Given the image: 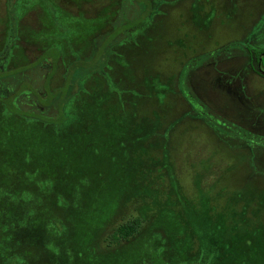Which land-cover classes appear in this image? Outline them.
I'll list each match as a JSON object with an SVG mask.
<instances>
[{
    "label": "rangeland",
    "instance_id": "obj_1",
    "mask_svg": "<svg viewBox=\"0 0 264 264\" xmlns=\"http://www.w3.org/2000/svg\"><path fill=\"white\" fill-rule=\"evenodd\" d=\"M10 1L13 2L12 10L8 7V0H0V49L5 42L10 19L17 29L21 24L19 29L23 36L16 41L12 55L6 63L9 68L6 69L4 80L14 88L19 86L21 80H29L41 86V91H48L46 103L60 94V99L45 110L47 116L55 118V123L60 121L59 114L62 115L66 107L72 115L69 117L68 129L57 131L53 135L47 133L52 130L42 127L34 133L20 134L21 131L18 132L9 125H2L0 140L5 144L6 151L18 153L14 158L11 156L14 162L20 166L30 165L34 169L38 167L36 165H43L45 169L52 168L53 171L39 176L36 180L38 184L33 186L24 184L25 181L21 182L20 177L25 179L21 172L17 179L22 185L18 187L15 186L16 177L10 180L11 177L0 176L2 182H8L7 186L11 187L13 194L26 191L21 200H18L21 206H17L21 207L20 209L14 210L17 206L10 197L5 199V204L11 208L9 214L5 213L6 220L12 223L20 219L26 229L22 222L19 227L12 223L13 227H18L16 230H12L10 224L7 228L0 224V248L4 240L13 238L16 241L17 238L23 243L26 241L18 246L20 264L51 263L45 245L50 250L49 254L57 257L58 264H98L92 263L96 260H89V257L91 255V258H100L105 254L98 246L102 243V234L100 231L97 234L98 228L108 215L102 205L108 209L114 204H123L111 213V221H114L117 217L128 214L127 212L138 211V204L143 196L154 208L149 216L150 223H146V230L149 225L153 226L162 240V251L153 256L151 254L149 258L145 257L146 264H177L174 261L187 258L189 253L184 251L181 257L170 259L167 248L182 234L179 222L192 212V207L198 206L194 179L199 178L202 170L214 169L216 192L218 184L228 185L230 191L233 187L248 183V188L255 191L254 188L257 187L254 185L264 182V131L258 132L251 140L249 137L245 138L252 150L251 154L245 153L242 142L247 140L239 134L243 141L236 136L225 138L226 135L219 128V120L214 114H242L243 117L248 116L249 125H264V78L255 75L250 77L247 73V82H243L238 88L242 101H237L234 94H227L221 88L212 87L215 71L211 66L204 64V58L201 59L203 67L209 72L206 84L202 77L198 76L204 72H201L203 69L197 70L196 63L190 67L187 65L184 72L180 65L181 62L182 67L184 64V49H187L186 53L194 55L200 49L201 43L206 48L214 49L217 43H230L227 38L233 37L241 41L231 42V52L238 49V46H248L253 51L263 50L264 0H163L161 7L154 10L149 18L148 27L146 23H142L135 31L134 40L123 41L124 46L121 44L117 49L114 47L116 50L107 58V74H102L105 68L87 70L85 77L79 80L78 85L75 83L72 86L69 94L62 84L65 72L62 61L69 62L76 47H79L77 44H83L79 38L85 32V24L77 13L74 21L81 23H74L69 31L67 25L70 23L68 18L71 17L67 15L69 12L65 6L76 1L83 4L76 6L79 7L78 11L84 14V9L88 8L86 3L90 0H58L62 5L58 2V6L54 7L49 0ZM27 1L30 6L33 4L43 7L44 12L40 16L42 20H39V13L22 12ZM23 13L24 16L26 14L24 22L21 20ZM123 19L124 27L131 18L124 16ZM53 20L62 21L65 32L61 26L57 27ZM40 25L43 26L39 27ZM93 26L98 27V24ZM183 39L188 48L184 47ZM70 40L75 43L64 55L65 50L60 51L62 47L59 42ZM197 44L200 45L198 49ZM176 46L181 50L182 58L179 57V61L176 60L177 56L175 57ZM87 50L82 46L77 53L79 56H85ZM240 52L247 54L245 50ZM61 53L63 56L59 57ZM231 57L218 58V66L215 68L240 62L239 55L231 54ZM44 58H49L59 65L52 76L50 86L43 83L46 69L34 67ZM191 62L193 61L188 63ZM26 66H30L31 70L17 75L11 74L13 70L20 68L21 71V68ZM220 72H217L218 75L223 73ZM229 79L222 84L230 83L235 87ZM23 86L24 83L20 85ZM162 88L169 89L168 92L165 90L164 96L159 94ZM70 95H73L71 100ZM202 99H206L207 107L200 104ZM160 106H164L166 111L163 116L159 111ZM23 108V111L27 110ZM155 117L156 125L149 123ZM242 127L247 125L242 123L241 129ZM242 131L243 135L247 132ZM23 136L26 140L15 139ZM27 143L28 148L24 149L23 145L27 146ZM109 145L113 150L117 149L116 156L109 157ZM126 145L131 146L128 151L136 154V166L139 164L138 155L144 150V162L141 159L142 152L140 153V162L145 170L143 173L148 172V163L155 160L158 162L153 166L152 175L147 174L143 180L136 178L133 183L127 184L131 190L121 183L120 174L114 173L120 164L132 161L127 158L123 162V152L128 148ZM254 145L258 147H253ZM149 149H152L151 153ZM22 152L24 156L26 153L25 157L20 156ZM33 153L36 158L28 162V156ZM247 163L248 169L255 167L262 170L263 175L260 172L248 181V174L242 170ZM83 166L86 173H78V167ZM70 168L72 169L68 170ZM54 172L58 175L64 172L65 176L68 175L65 181L73 182V186L60 183ZM28 174L27 177H32ZM33 175L34 178L38 177ZM77 178L79 181L75 183ZM256 194L261 196L264 191L256 190ZM163 200L168 202L163 203ZM139 207L145 209L146 202H142ZM26 211L28 214H25ZM42 226H47L48 232L47 229L43 230ZM45 232L50 235L49 240ZM93 241L94 249H89L93 251L90 254L86 245ZM209 243L212 246L214 244L211 240ZM211 245L203 243V253H209ZM66 254L68 257L64 259ZM178 255L179 253L175 252L174 256ZM195 260H199V257ZM132 262L131 260L130 263ZM105 264L111 262L106 261Z\"/></svg>",
    "mask_w": 264,
    "mask_h": 264
},
{
    "label": "trees",
    "instance_id": "obj_2",
    "mask_svg": "<svg viewBox=\"0 0 264 264\" xmlns=\"http://www.w3.org/2000/svg\"><path fill=\"white\" fill-rule=\"evenodd\" d=\"M124 6L128 10H126L124 12L125 15L124 13L123 15L124 16L127 15L128 17L131 18L134 17V21L130 22L129 26L136 25L139 21L143 20L151 12V7L149 6V2L147 0H137L136 3L129 1ZM80 23L81 22H79V24ZM86 26L87 25L85 24V29ZM122 29L124 30V28ZM116 36H117V32L116 30H114L112 32V35L107 37L105 40L98 39V37L97 38L93 37L92 39H88L87 42L91 44L90 48H92L90 55L78 56L74 60L72 59V61L69 64V68H68L69 71L68 74L66 75V84L63 87L66 88L68 94L70 93L72 86L75 85V83L78 85L79 80L85 77L86 75L85 73L87 70L90 69L100 70L102 68H105L102 74L103 75L104 73L107 74L108 71V69L106 68L107 67L106 64L108 63L107 58L111 54H113V51L117 49V47H115L118 44V42L115 40ZM79 41H82L83 44L79 42V44L77 45L79 47L84 46V43L86 41L83 39V37L79 38ZM75 42L70 40V41H66L65 43H62V41H60L59 42L60 47H62L60 51L61 50L63 51L65 45L67 46L70 45L72 47L73 43ZM114 47L116 49H114ZM107 65L109 66V64ZM21 69H23V67ZM21 71L20 68H18L13 70L11 74L17 75ZM170 88H172V86ZM165 90L166 92H168L169 89H163L162 91L159 92V94L164 96V94L166 93ZM70 96L71 97L69 99L71 100L73 95ZM181 99L182 98H180V100ZM180 100H178V102ZM204 100L206 102V99ZM0 107H2V109L0 108L1 109L0 131L2 130V125L3 126L7 125V127L10 126V128H13L18 132L21 131L20 134L34 133L35 130H37L40 127L52 130L53 133L47 132L50 135H53L55 134V132L60 130L62 131L67 130L69 124V117L70 115H72V113L66 107L64 108L62 115L59 114L60 121L59 122L57 121V123H55V118L53 119L52 117L47 116L46 113H34V112H28L27 110L23 111V109H21L20 106L11 102L10 100L3 101L0 99ZM163 108L164 106H160L159 108L161 116H163V114L166 112ZM156 122L157 119L155 117L153 120H150L149 123L156 125ZM42 128L40 130H42ZM157 130L159 131L158 127ZM241 135L243 136L244 139L248 138L247 135H243L242 133ZM236 137L240 139L238 135ZM225 138H227V135ZM15 139H19L20 141L22 139L26 140L24 136L17 137ZM240 140L243 141L242 139ZM242 144L245 153L251 154L252 150L248 145V140L245 142L243 141ZM23 147L24 149L28 148V143L27 146H25L24 144ZM125 147L128 148L123 152V156H122V159L124 160L123 162H125L127 158H130V160L132 161H130L129 163L125 162V164L123 165L120 164V167L118 169H115L114 173L120 174L121 183L126 184V188L128 190H131L128 185L130 183H133L134 182L133 180L136 178H139L141 181L147 174L152 175L153 168L155 167V164L158 162H156L155 160L148 163L147 166L148 172L143 173L145 170H143V164H141L140 162V155H141L140 153L142 152V156H141L142 159L144 150L139 153L138 155L139 164L136 166L135 164L137 161V159L135 158L136 154L128 151V149H130L131 147L130 145H126ZM253 147H258V146L254 145ZM107 149L109 150L110 153L109 157H111V155L116 156V154H118V152H116L117 149L113 150V147L110 148V145L107 146ZM149 150L151 153L152 149ZM120 152H119V156H120ZM16 154H18L17 151L14 152L6 151L5 144H3L2 141L0 140V176L4 175V177L7 178L11 177L9 178L10 180L12 179V177L13 178L16 177L14 181L15 184H17L15 185L17 187L22 185L19 179H17L18 176L20 177V172L22 176H24L26 179L23 180L20 177L21 182L25 181L24 184L26 185L29 184L33 186L38 184L36 183V180L39 178V176L52 170V168H50V170L45 169L43 165H36L38 167H35V169L34 167L32 168V166L30 167V165L25 166L21 164L20 166L18 165V163L13 161V158L16 156ZM127 154H129V156ZM12 155L13 158L11 157ZM34 155L35 154L33 153L31 156H28L27 161L32 162L34 158H36ZM20 156L23 157L24 152H22V155L20 154ZM142 162H144L143 159ZM72 168L68 170H71ZM77 170L78 173L80 174L86 173L85 166L78 167ZM242 170L245 171V174H248V181L253 176L254 177L258 176L260 172H262L263 175V171L255 167L248 169V163L245 166H243ZM253 170H256V172H253ZM28 173L31 174L32 177H27ZM33 174H36L38 177L34 178ZM59 174L60 175H58V173L56 172L55 175L60 183L62 184L64 183V185L73 186V182L68 183L65 181L68 175L65 176L64 172H61ZM215 178H216L215 171L214 169L211 168L208 170L206 169L202 170L201 174L199 175V178L194 179L195 180L194 189L196 192L195 195L198 196L197 200H199L198 206L196 205L195 207H192V212L188 214L186 218L182 219L179 222V226L182 229V234L178 239H174L171 242L170 246L167 248L168 249L167 253L169 258L170 259L179 258L181 257L184 251L185 252L188 251L189 254L187 258H184V260L181 261H174V262H177V264H264V194H262L261 196L259 194H256V190L264 191V182L261 181L259 184L257 185L255 184L254 187H257L254 188L255 191H252L251 189L248 188V183H243L242 185L233 187V190L230 191L228 185L218 184V188H217L218 191L216 192ZM33 181H35V183ZM42 181L44 182L45 180ZM77 181H79V178L75 180V183ZM7 185H8L7 181L2 182V180H0V224H2L4 228H7L8 224H10L11 229L16 230L21 222L23 227L25 225L23 221H20L19 219L18 222H12L18 225V227L15 228L12 226V223L10 221L6 220L5 213L9 214V210L11 208L9 209V206L5 204V199L10 197L12 202L16 204L15 206L17 205L21 206L20 203H18V200L19 199L21 200V197L24 196L26 191L23 190V191H19L16 194H13L10 189L11 187H8ZM141 197H142V201H140L138 205L140 206L142 202H146L147 207H145V209H142L141 207L138 206L139 208L138 211L133 210L132 212H127L128 214L122 215L120 218L117 217L118 219L114 221H111V217H110L111 213L113 212L114 209L118 208L119 206H123V204L117 203L110 206L108 209L106 206L102 205V209L107 210L108 215L106 220H104L102 222V225L98 228L97 234H99V231L102 234L101 235L102 243L101 245L98 246L100 247L101 251H103L105 254H102L100 258L99 257L91 258L90 255L89 260H96L95 262L92 263L105 264L107 261V262H111V264H121V263L128 264L132 260L133 261L132 264H146L147 260H145V257L149 258L151 254L153 256L159 251H162L161 249L162 240L154 231V227L149 225L148 230H146V223L147 222L150 223L151 220L149 216H151L150 214L152 213V209L154 208L151 207L148 200H146L143 196ZM167 202L168 201L163 200V203H167ZM19 206H17V208H14V210L20 209L21 207ZM69 206L70 205H68L67 209H69ZM25 214H28V212L26 211ZM155 214L156 212L153 215ZM156 222L157 221H155V223ZM42 229L43 230L47 229V226H42ZM46 238L47 240L50 239V235L48 233ZM210 240L212 241V243H214L213 246L209 243ZM25 243H23L21 239H17V238L16 241L13 238L4 240L2 247L0 248V264H20L19 262L21 261V257L18 256L17 250H19L18 246ZM203 243H208L209 245L212 246L209 253L208 252L203 253L204 251L202 247ZM93 244L94 241L86 245L88 246L87 247L88 251L89 249H94ZM184 244L186 247L184 246ZM9 247L10 250L8 251ZM45 251L47 255L50 256L51 263H46V262L43 263L58 264L57 257L51 256L49 254L48 251L50 250L47 249L46 245H45ZM89 252L91 254L93 251H89ZM108 252L111 253L108 254ZM175 252L179 253L178 257L174 256ZM67 257L68 255L66 254L64 255L63 258L66 259ZM196 257H199V260H195ZM167 264H175V263H167Z\"/></svg>",
    "mask_w": 264,
    "mask_h": 264
},
{
    "label": "flooded vegetation",
    "instance_id": "obj_3",
    "mask_svg": "<svg viewBox=\"0 0 264 264\" xmlns=\"http://www.w3.org/2000/svg\"><path fill=\"white\" fill-rule=\"evenodd\" d=\"M75 1V0H74ZM129 1H132L134 3H136L137 0H90L89 3H86V5L88 6V8H85V13L83 14L82 11H78L79 7L77 6H81L83 4H78L76 1L75 3H70V5L65 6L68 9L69 14H67L68 16H70L71 18H68L70 23L69 25H67L68 30L70 31V28L72 27V25L75 24H79V22L74 21L75 20V16L78 13V15L80 16V20L83 21L87 26L85 29V32L82 33L83 39L86 41L84 43V49H88L87 50V54L85 56H89L92 48H90L91 44L88 41V39H92L97 38L98 39H102L105 40L107 37H109L110 35H112V32L114 30H116L117 32V36L115 37L116 41L118 42V44L115 47H119V45L122 44V42L124 41H132L134 40V34L135 31L137 29H139L141 27L142 23H146L147 27L149 26V18L151 17V15L153 14V11L156 10L159 6L161 7V3L163 0H147L149 2V6L151 7V12L148 16H146L143 20L139 21L136 25L134 26H129L130 22L134 21V17L131 18L130 20L128 19V21H130L126 26H122V23L124 22V15H125V11L128 10L125 8V4ZM51 6H58V2L62 5L61 1H56V0H49ZM25 9L22 11L26 14L30 13V12H34V13H39L37 15H39V20H42L40 18V16L43 14V7L42 6H35L33 4H31L32 6H30V2L27 1L25 2ZM7 4L9 5V9H13L12 5L13 2H11L10 0H8ZM77 5V6H76ZM71 6V7H70ZM48 9V8H47ZM78 11V12H77ZM24 13L21 17V20L24 22L25 18H26V14L24 16ZM89 13V14H88ZM124 13V15H123ZM21 15V14H20ZM85 15V16H84ZM127 16V15H126ZM37 19V17H36ZM10 22V26L8 27V31L6 33V36L4 38L5 42L3 44V47L0 49V99L3 101H8L10 100L11 102L17 104L18 106H20L21 109H24L23 107H25L27 109L28 112H34V113H45V110H47V108L49 107L48 104H53L56 102V100L58 101L59 95L57 94L56 97H54V99L51 102H47L46 103V99H48V91L44 90L41 91V86H38L37 84L31 82V81H19V89L14 88L12 86H10V84L8 82H6L4 80V78H6V69L9 68L6 66V63L10 57V55H12L13 52V48L15 46V43L18 39H21L23 36V33L20 32V25H18V29L17 27H15V25L12 23V20H9ZM28 23V22H26ZM53 23L58 27L61 26V29L65 32L66 28L63 25L64 23L61 21H57V20H53ZM34 24V23H32ZM98 24V27H94L93 25ZM14 25V26H13ZM43 25H40L39 27H41ZM37 26V29L39 28ZM124 28V30L122 29ZM126 28V29H125ZM119 29V30H118ZM118 30V31H117ZM185 39V38H184ZM182 40L184 47H187V43H185V40ZM228 41H230V43H217V45H215V48H211V47H207L205 45H203L201 43V47L199 44L196 45L197 49L200 47V49H198V52L193 54H188L187 49H184V55H183V67H182V62H181V68H183V71L185 70L186 66L188 65V67H190L192 64L196 63V67L197 70H201L203 69L201 72H204L202 75H198L199 77H202L204 83L206 80V77L209 75L208 70L205 71V67H203V61H201L202 58H204V64H207L209 66H211L212 70H214V76H215V80L211 83L213 88H223V90L225 91V93H229L232 92L234 94L235 97H237V95H239V99L240 101L242 100L241 97V93L238 92V88H240L243 84V82H245V79L247 78L246 74L248 72L250 73H254L262 78H264V65H263V59H264V49L263 50H259V51H253V49L248 48V46H245V48H242L240 46H238V49H236L237 47H235V51L231 52V42H238L241 40L238 39H233L232 38H227ZM114 41V40H113ZM123 45V44H122ZM124 46V45H123ZM71 48V46H67L65 45L63 48V54L65 55L66 50L69 51V49ZM80 47H76L75 50V54L73 55V60L75 58H77L79 55L77 53V50ZM188 48V47H187ZM234 50V49H233ZM240 50H245L247 51L246 53L240 52ZM62 51V50H61ZM175 51H176V55L177 56L176 60L179 61L180 58H182L181 56V50L178 48V46L175 47ZM216 52H218L219 54H216ZM67 53V52H66ZM89 53V54H88ZM63 54L61 53V55L59 57H62ZM186 54V55H185ZM231 54L233 55H239L240 56V62L236 65H222L219 68H215L217 67V61L218 58L222 59V58H232ZM24 55V54H23ZM180 57V58H179ZM208 58V60L206 59ZM72 59L69 62H63V68H64V73H63V81L62 84H66V75L68 74L69 71V64L72 61ZM189 61H193L191 63H188ZM198 61V62H197ZM201 61V63H200ZM211 63V64H208ZM202 65V66H201ZM40 67V68H44L46 69L44 75H43V83L47 84L48 86H50V83L52 81V76L53 74L56 72L57 68H58V64L55 62L53 63L52 61L49 60V58H44L41 61H38L35 64V68L36 67ZM24 67V66H23ZM33 67V68H34ZM31 67L30 66H26L25 68L22 69L21 72L19 73H24L25 71H30ZM167 70V69H166ZM223 72L221 75H218L217 72ZM8 72V71H7ZM185 72V71H184ZM220 72V73H221ZM9 75V74H8ZM231 77V78H230ZM230 78V79H229ZM231 80L233 82V84L235 85V87L228 83L224 85L222 84L223 81H227V80ZM220 80L222 82H220ZM201 81V79H200ZM211 82V81H210ZM22 83H24L23 87H20V85H22ZM203 83V82H202ZM203 83V84H204ZM206 84V83H205ZM239 84V86L237 87V85ZM60 99V98H59ZM237 101H239L237 99ZM200 103L202 105H204L205 107H207V103L205 102L204 99H202V101H200ZM202 106V107H204ZM204 107V108H205ZM200 108V106H199ZM201 111V108H200ZM216 118L219 120V128H221V130H223L225 135L228 136H237L239 133L241 135V133L243 132L242 129L240 127L237 126L236 122L234 121V116H224L220 113H214ZM242 115V114H240ZM246 133L245 135H247L250 140L257 136V133L259 131L254 130L248 127V129H246Z\"/></svg>",
    "mask_w": 264,
    "mask_h": 264
},
{
    "label": "crops",
    "instance_id": "obj_4",
    "mask_svg": "<svg viewBox=\"0 0 264 264\" xmlns=\"http://www.w3.org/2000/svg\"><path fill=\"white\" fill-rule=\"evenodd\" d=\"M248 74H249L250 77H253V75H255L257 77H260V76L254 74V73L248 72ZM247 78H248V76H247ZM247 78L245 80H247ZM245 82H247V81H245ZM221 89L223 90V88H221ZM228 94H233V93L232 92H229ZM236 99L239 100V95H237ZM233 119L236 122L237 126L240 127V128L242 126V123L245 124V125H247V127H242V130H246V129H248V127L250 128V125L248 124V116L243 117L242 115L239 114L237 116H234ZM251 128L254 129V130H257L259 132L264 131V125H258V126L253 125V126H251ZM228 137H232V136H228Z\"/></svg>",
    "mask_w": 264,
    "mask_h": 264
}]
</instances>
